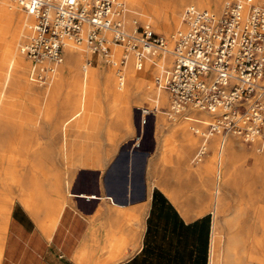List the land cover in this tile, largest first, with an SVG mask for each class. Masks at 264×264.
Returning <instances> with one entry per match:
<instances>
[{
    "label": "crops",
    "instance_id": "obj_1",
    "mask_svg": "<svg viewBox=\"0 0 264 264\" xmlns=\"http://www.w3.org/2000/svg\"><path fill=\"white\" fill-rule=\"evenodd\" d=\"M185 3L214 0L138 7L165 12L167 28ZM1 28L0 264H208L214 231L250 238L258 252L264 154L255 143L208 135L216 116L206 112L151 109L134 69L120 74L97 55L86 65L64 51L42 84Z\"/></svg>",
    "mask_w": 264,
    "mask_h": 264
},
{
    "label": "built area",
    "instance_id": "obj_2",
    "mask_svg": "<svg viewBox=\"0 0 264 264\" xmlns=\"http://www.w3.org/2000/svg\"><path fill=\"white\" fill-rule=\"evenodd\" d=\"M8 1L33 19L20 51L38 66L42 84L67 46L86 65L97 55L120 74L129 64L141 71L157 52H169L167 39L149 23L132 18L127 24L123 0ZM180 22L170 36L173 65L154 77L156 88L169 95L172 116L190 107L214 115L208 135L231 132L264 154V5L224 0L219 13L188 5Z\"/></svg>",
    "mask_w": 264,
    "mask_h": 264
},
{
    "label": "bare ground",
    "instance_id": "obj_3",
    "mask_svg": "<svg viewBox=\"0 0 264 264\" xmlns=\"http://www.w3.org/2000/svg\"><path fill=\"white\" fill-rule=\"evenodd\" d=\"M139 1H141V0H139ZM139 1H137V0H129V3H131L132 5L138 7V2ZM0 2H2V4H0V23L2 25H0V26L4 27V28H1L2 31L4 30V32H5V30H6L8 33H11L12 36L14 37V39H15L16 36H17L18 27L21 25L22 28H21L20 32L22 33V37L26 34V32H28V34H29V26L32 24L33 19L29 15H27L25 13V11L18 4L14 3V2H11V1H8V0H0ZM214 2H215V7H214V5H213V7H214L213 9L208 7V10H212V11H214L216 13H219L220 0H214ZM255 2L259 3V4H264V0H255ZM198 6H200V5H198ZM198 8H202V7L200 6ZM178 14H179V11H176V12L172 13L169 16V17H171V19L173 20L174 23L178 22V20H177L178 19ZM164 15H163V17H164ZM155 16H156V18H159L157 15H155ZM167 16L168 15H165V17H167ZM167 19H168V17H167ZM163 21H165V20H163ZM164 25H165V23H164ZM165 27L163 29H161V30H164V31H168L169 30L170 31L172 25H170V26L167 25V28H165ZM157 29H160V28H157ZM28 34H26L25 36H27ZM22 40H24V39H22ZM13 43H11V44H13ZM171 46H172V43H171ZM66 49L70 50L71 46H67V47L64 48V50H66ZM168 51L171 52L169 49H168ZM19 52L21 53V51H19ZM19 52L17 51V53H19ZM169 52H167V53L170 54ZM20 53H19V55H20ZM19 55H18V58L20 59V63H22L21 62V57H22L23 54L21 53V56H19ZM165 56H162V57H165ZM18 58L16 60H13L14 63L17 60L19 61ZM14 63H12V66H14ZM169 63H170V60L165 61L163 65L164 66H168ZM144 65H145V72L148 73V71H149V76L151 78L155 77L156 74H159L161 72L160 69H159L160 72H159V70L153 69L154 67L152 68L151 64H149V63H145ZM11 68H10V70H11ZM19 68H21V67H19ZM12 69L14 70V68H12ZM131 71H133V70H131ZM149 82H150V86H155L154 80L150 79ZM161 91L165 92L164 90L159 89V93H161ZM166 93L165 94H163V93L159 94V101H160L161 104H165L169 100V105H170V99H168L169 95L167 97ZM200 112H202V111H200ZM0 222H1V220H0ZM2 226H0V258H1V254H2V237H3L2 236L3 235V233H2L3 227ZM216 235H218V233H216ZM216 246L218 247V245H216ZM255 250L256 249H255V246H254V240H252L250 238L241 237L239 235L227 236V237L223 238V244H222V247H221V254H220V258L218 259V261L216 260V251H217V249H215V244H214V241H213V244L211 245V250H210L209 264H264V241H262V246L258 247V252H256Z\"/></svg>",
    "mask_w": 264,
    "mask_h": 264
},
{
    "label": "rangeland",
    "instance_id": "obj_4",
    "mask_svg": "<svg viewBox=\"0 0 264 264\" xmlns=\"http://www.w3.org/2000/svg\"><path fill=\"white\" fill-rule=\"evenodd\" d=\"M166 1H167L168 4H170L173 0H166ZM223 1L224 0H220V3H219V12L221 10ZM123 2H125V4L127 5L128 10H129L127 24L128 25L130 24V20L132 18L138 19L141 23H144V22L149 23L151 25L152 29L156 33L162 34L167 39V41L169 42L168 49L171 50V47L172 46H171V42H170V36L173 33H175V31L181 26V22H180V20H181V14H182L184 8L189 5V3H185V4H183L181 6L180 11H179V14H178V19H177L178 22L177 23H174L173 20L171 19L172 21L169 22L172 25L170 31L169 30L168 31H164V30H161V29H163V20L165 19L163 17V15L165 14V12H157V13H155V14L153 13L151 15L150 13H145L144 11H142L141 8H139L137 6H134L131 3H129V0H123ZM0 4H2V2H0ZM260 5H264V4H260ZM214 7H215V2H214ZM214 7H212L211 9H213ZM168 8H170L169 5H168ZM162 9L167 10L166 7L162 8ZM198 9H208V7H202V8H198ZM155 15H157L159 18H156ZM21 28H22V26L20 25L18 27L17 36L15 38V43H16L17 47H19V48L21 47V45L26 40V36L25 35L28 34V32H26V34L22 37V33L20 32ZM157 28H160V29H157ZM22 39H24V40H22ZM64 51L66 53H68L69 51H71V53H73L74 55H77V54L79 55V53H80V52L76 51L73 47H71L70 50H67L66 49ZM114 51L116 52V56H119V54H120L121 51L119 49H114ZM164 54L165 53L157 52L153 56V58H151V60H149V61H147L145 63L151 64V67L152 68L154 67L153 69H155V70H159V69L160 70H163L164 67L167 68V69H170L172 67V65H173V57H172L171 54L166 53L165 54L166 56ZM162 56H165V57H162ZM24 58H25V56H24ZM168 60H170L169 65L168 66H164L163 65L164 62L165 61H168ZM130 67L131 68L133 67L132 64L131 65L129 64V66L125 69L124 72H126V74H127L128 69ZM110 68L115 70V68H112L111 66H110ZM160 70H159V72H160ZM133 75H135L136 78H140L141 79V81L139 82L140 84L146 85V87H148L150 89V91H151V93H150L151 100L149 102L150 108L153 109L154 106H156V105H157V107L163 106L164 104H161L160 101H159V94H162V93L165 94L166 91L165 92L161 91V93H159V89L157 90V88L155 86H150V82L149 81H145V78L146 77H148V80H150V79L154 80V77L151 78L149 76V71H148V73L145 72V65H143V69L141 71L134 70ZM167 97H168V94H167ZM147 98L148 97H146V99H145L146 101L148 100ZM168 99H169V97H168ZM165 104H169V100ZM190 110L197 111V110H195L194 108H191V107H190ZM167 111L168 112H167V115L166 116H172V114L170 112V109H168ZM197 112H199V111H197ZM186 114H187V112H185L184 115H186ZM204 119L206 120V122H209L211 120V116H209L208 114H206V116H205ZM216 233H218V231H214L213 232V236L211 238V244H210V249H209V260H210L211 245L213 244V241H214L215 249H217V251H216V260L218 261V259L220 258V254H221V247H222V244H223V237L222 236H219V235H216ZM216 245H218V247ZM208 264H209V262H208Z\"/></svg>",
    "mask_w": 264,
    "mask_h": 264
}]
</instances>
